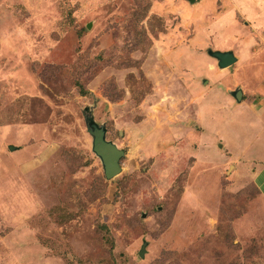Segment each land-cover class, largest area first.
<instances>
[{
    "label": "rangeland",
    "instance_id": "rangeland-1",
    "mask_svg": "<svg viewBox=\"0 0 264 264\" xmlns=\"http://www.w3.org/2000/svg\"><path fill=\"white\" fill-rule=\"evenodd\" d=\"M262 161L264 0H0V264H264Z\"/></svg>",
    "mask_w": 264,
    "mask_h": 264
},
{
    "label": "water",
    "instance_id": "water-1",
    "mask_svg": "<svg viewBox=\"0 0 264 264\" xmlns=\"http://www.w3.org/2000/svg\"><path fill=\"white\" fill-rule=\"evenodd\" d=\"M213 55L218 59L219 66L222 68L231 66L237 61L233 52L216 51ZM243 93L241 89L235 93L237 100H242ZM89 132L93 135V150L103 162L106 178H114L122 172L121 159L125 151L106 139V130L103 127L89 125ZM145 250L146 247L143 246L141 254L144 255Z\"/></svg>",
    "mask_w": 264,
    "mask_h": 264
},
{
    "label": "crops",
    "instance_id": "crops-1",
    "mask_svg": "<svg viewBox=\"0 0 264 264\" xmlns=\"http://www.w3.org/2000/svg\"><path fill=\"white\" fill-rule=\"evenodd\" d=\"M261 122L262 121L259 122L258 127H261V125H262ZM251 143L249 144L248 149L251 148V146H250ZM253 174H254V176H253L254 182H255L256 186L258 187L259 191L261 192L262 196L264 197V161L260 162L259 164H256V168L254 169Z\"/></svg>",
    "mask_w": 264,
    "mask_h": 264
}]
</instances>
